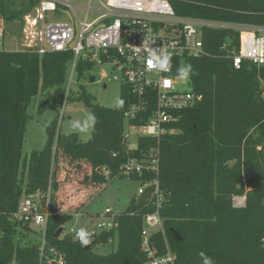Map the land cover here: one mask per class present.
<instances>
[{
    "label": "trees",
    "instance_id": "obj_1",
    "mask_svg": "<svg viewBox=\"0 0 264 264\" xmlns=\"http://www.w3.org/2000/svg\"><path fill=\"white\" fill-rule=\"evenodd\" d=\"M38 2L26 0L17 6L15 0H0V16L15 21ZM171 2L179 15L264 25V0ZM238 38L239 32L231 29H206L208 55L175 60V73L180 63L192 64L189 81L202 98L179 111V120L169 124L175 132L140 137L133 149L123 141V114L136 101L127 84H121L123 108L103 106L83 83L76 97L67 90L73 51L38 54L0 49V264H48L45 256L50 248L61 253L66 264H145L142 229L145 215L157 209L155 197L131 200L119 214L118 229L94 239L93 246L116 236L117 248L110 253H96L93 246L86 249L70 234L54 236L73 215L65 210H78L87 203L89 191L116 176L139 179L142 184L158 180L162 230L153 232L150 241L159 254L169 249L176 264H202L201 251L214 264H264V66L246 62L239 69L233 66L221 46L230 40L236 45ZM94 66L95 62L80 58L77 81ZM38 95L45 96L39 113L49 104L62 107L69 100L83 101L98 118L92 137L83 140L77 132L62 134L56 116L46 125L43 148L23 157L28 108ZM152 107L153 103L130 123H145ZM157 147V173L146 169L120 173L129 158H150ZM61 158L82 172L84 187L77 185L79 191L66 194L62 188L68 182L57 172ZM104 169L110 171L108 176ZM36 193L43 202L50 193L43 257L40 240L22 244L17 240L24 230L35 232L30 224L12 219L22 199ZM235 196H245L242 206L234 203Z\"/></svg>",
    "mask_w": 264,
    "mask_h": 264
},
{
    "label": "built area",
    "instance_id": "obj_2",
    "mask_svg": "<svg viewBox=\"0 0 264 264\" xmlns=\"http://www.w3.org/2000/svg\"><path fill=\"white\" fill-rule=\"evenodd\" d=\"M171 1L39 0L28 17L24 30L28 40L25 49L38 54L73 51L74 58L69 65L71 78L80 58L95 62V66L110 68L114 73L113 78L120 80L121 84H127L136 95V101L123 114V141L127 148L133 149L138 146L140 137L160 138L163 133L175 132L176 129L169 127V124L179 120V111L190 108L201 100L202 96L192 88L183 91L176 87L178 76L175 73V60H182L185 56L208 55L204 43L206 29H231L239 32L238 44L233 45L230 40L221 46V50L236 69L241 68L244 62L257 67L264 66V25L179 15ZM78 11L83 17L79 16ZM3 35L4 18L0 16V46L3 44ZM143 43L157 49L163 47L171 52V71L149 70L145 63L147 51L141 48L139 53L133 52V46H141ZM101 76L105 78L107 74ZM152 103L150 117L145 123H130L131 119L149 110ZM158 154L157 147L152 150L150 158H129L120 166V173L130 175L135 172L142 173L144 169L157 173ZM104 173L108 176L110 171L104 169ZM149 185L154 186L149 199L155 197L157 209L144 217L142 238L147 255L145 264H176V255L173 252L168 249L167 252L159 254L151 245L152 233L162 230L159 208L163 195L157 179L143 183L138 194ZM50 213V193L45 202L36 193L25 196L18 210L12 215V219L16 221L44 226L40 239L42 257L46 245L45 228ZM119 214L106 208L95 215V222L84 224L82 227L93 233L91 242L103 233L117 230ZM80 215L81 213L77 214ZM101 223L106 227H98ZM79 228L81 226L72 225L66 234L77 240L75 236ZM2 236L0 231V239ZM113 242H117L116 236L109 237L106 243ZM49 252L45 256L48 264H66L63 255L55 248H50Z\"/></svg>",
    "mask_w": 264,
    "mask_h": 264
},
{
    "label": "rangeland",
    "instance_id": "obj_3",
    "mask_svg": "<svg viewBox=\"0 0 264 264\" xmlns=\"http://www.w3.org/2000/svg\"><path fill=\"white\" fill-rule=\"evenodd\" d=\"M23 1L26 0H15L17 6ZM36 5L29 8L20 19L11 22L4 19L3 44L0 46V49L20 50L27 48L26 41L28 40L26 39L24 30L28 23V17L33 13ZM78 14L83 17L80 11H78ZM110 70V68L105 66H94L92 69L87 70L84 73L80 81H77L75 73L71 78L70 71H68V83L66 84L67 90H71L72 97H76L79 92V83H83L88 91L96 97V100L100 105L115 107L117 97L120 98L121 96V81L114 79V73ZM104 73L107 74V77L102 78L101 75ZM176 81V87L180 90H191L192 87L189 80L183 81L177 78ZM104 85H106V87ZM44 99L45 96L43 95L34 97L28 108L29 118L26 123L24 135L22 149L23 157L30 155L33 150H40L43 148L47 140L46 125H48L56 116L59 117L58 129H60V132L62 134H70L75 131L69 127V121L73 118L82 119L85 113L91 112L83 101L69 100L68 102H65L62 107L49 104L43 113H39L38 105L40 101ZM79 136L83 140H88L92 137V131L88 134H79ZM135 140L136 139H134V142ZM59 162L60 164L58 165L57 172L60 177L64 178V176H66L64 181L68 182L66 185L68 187H62L66 190V194L69 191L72 193L79 191L80 189H77V185L84 187L81 183L82 172L75 169L74 164L69 163L68 159L61 158ZM141 185L142 181L139 179L116 176L103 185H100L95 192L89 191L85 197L87 203L83 204L78 210L70 208L68 210L64 209L65 211L74 214L71 219L64 224L61 236H64L72 225L82 227L86 223L95 222V215L106 208H110L115 214L126 211L131 200L139 197L138 192ZM244 202L245 196L234 197V203L237 206H242ZM57 205L61 209L62 205H59V203ZM79 210H81L80 212L82 215L76 216L75 213ZM30 226L35 232L24 230L26 235H18L17 240H19L21 244L29 239L34 241L41 239L44 226H39L35 223H30ZM116 248L117 242H114V244L98 243L93 246V251L99 254H107Z\"/></svg>",
    "mask_w": 264,
    "mask_h": 264
},
{
    "label": "clouds",
    "instance_id": "obj_4",
    "mask_svg": "<svg viewBox=\"0 0 264 264\" xmlns=\"http://www.w3.org/2000/svg\"><path fill=\"white\" fill-rule=\"evenodd\" d=\"M143 48L147 51V59L145 61L146 66L149 70L160 71V72H168L171 71L172 68V54L165 48L161 47L159 49L154 47H148L144 43L141 46H133V52L139 53ZM131 59V57H130ZM193 74V66L192 64H184L182 63L177 69L178 79L187 81L190 79ZM125 104V100L117 97L115 101L116 108H123ZM98 123V118L95 114L91 112H87L84 114L82 119L73 118L69 121V127L79 133V134H88L92 130H94L95 125ZM100 228L106 227L105 224L101 223L98 225ZM93 233L87 228L81 227L76 231L75 238L79 240L82 246H88L91 242V237ZM199 257L202 261V264H214V260L212 257L208 256L206 252L201 251L199 253Z\"/></svg>",
    "mask_w": 264,
    "mask_h": 264
},
{
    "label": "water",
    "instance_id": "obj_5",
    "mask_svg": "<svg viewBox=\"0 0 264 264\" xmlns=\"http://www.w3.org/2000/svg\"><path fill=\"white\" fill-rule=\"evenodd\" d=\"M99 171H101L102 169L99 168L98 169ZM154 189V186L153 185H149V186H146L144 188V191L139 195L138 197V201L139 202H142V201H145L147 199H149L151 197V194H152V191ZM63 231V228L60 227L54 234L55 237L59 236ZM93 246V242H90L88 246H85L86 249H90L91 247Z\"/></svg>",
    "mask_w": 264,
    "mask_h": 264
},
{
    "label": "crops",
    "instance_id": "obj_6",
    "mask_svg": "<svg viewBox=\"0 0 264 264\" xmlns=\"http://www.w3.org/2000/svg\"><path fill=\"white\" fill-rule=\"evenodd\" d=\"M104 86L106 87V85H104ZM81 210H82V208H81ZM81 210H79L78 212L75 213L76 216H77V214L81 213V212H80ZM73 214H74V213H73ZM81 215H82V213H81ZM113 244H114V242H113Z\"/></svg>",
    "mask_w": 264,
    "mask_h": 264
}]
</instances>
